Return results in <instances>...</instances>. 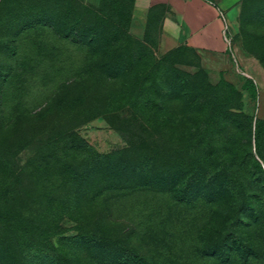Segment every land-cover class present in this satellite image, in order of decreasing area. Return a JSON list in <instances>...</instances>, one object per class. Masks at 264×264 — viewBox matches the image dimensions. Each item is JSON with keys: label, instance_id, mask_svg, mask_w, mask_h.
I'll return each instance as SVG.
<instances>
[{"label": "rangeland", "instance_id": "1", "mask_svg": "<svg viewBox=\"0 0 264 264\" xmlns=\"http://www.w3.org/2000/svg\"><path fill=\"white\" fill-rule=\"evenodd\" d=\"M208 1L230 71L132 0H0V264H264V0Z\"/></svg>", "mask_w": 264, "mask_h": 264}, {"label": "crops", "instance_id": "2", "mask_svg": "<svg viewBox=\"0 0 264 264\" xmlns=\"http://www.w3.org/2000/svg\"><path fill=\"white\" fill-rule=\"evenodd\" d=\"M136 8L159 9L160 30L174 43L196 51L201 64L212 70L230 71L232 58L228 50L226 23L208 0H132ZM249 72L258 70L247 65Z\"/></svg>", "mask_w": 264, "mask_h": 264}, {"label": "trees", "instance_id": "3", "mask_svg": "<svg viewBox=\"0 0 264 264\" xmlns=\"http://www.w3.org/2000/svg\"><path fill=\"white\" fill-rule=\"evenodd\" d=\"M243 86L245 87V84H244ZM246 88H247V89H250L249 86H248L247 84H246ZM250 90H252V89H250ZM250 93H253V92L250 91ZM132 99H133V98L130 97L129 99L125 100V102H124L123 104H120V106L122 107L123 105H126V104H127V101H128V103H130V101H132ZM232 107H236V105H232ZM88 119H89V117H88L87 114H86V115H82V116H80V119L78 120V123H83V122L87 121ZM255 122H256V123H255V126H254V128H255V137H257V135H258V129H259V124L263 123V121L256 120ZM152 145H153L154 147H157L155 142L152 143ZM255 149H256V153H258V155H259V149H258V147H257V143H256V145H255ZM155 154H157V149H156V153H155ZM254 164H255V166H257V167L260 166V165H259V162H258L257 160H254Z\"/></svg>", "mask_w": 264, "mask_h": 264}]
</instances>
